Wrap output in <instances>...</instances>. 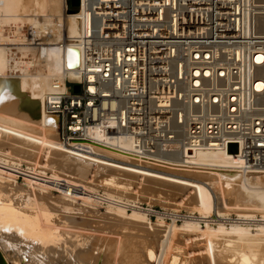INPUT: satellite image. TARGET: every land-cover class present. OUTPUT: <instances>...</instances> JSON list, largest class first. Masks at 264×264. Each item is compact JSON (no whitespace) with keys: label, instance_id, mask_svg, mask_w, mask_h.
<instances>
[{"label":"bare ground","instance_id":"bare-ground-1","mask_svg":"<svg viewBox=\"0 0 264 264\" xmlns=\"http://www.w3.org/2000/svg\"><path fill=\"white\" fill-rule=\"evenodd\" d=\"M78 19L67 0H0V160L6 162L0 168H7L0 173V255L5 264H264L263 227L228 230L206 223L203 231L192 223L168 227L125 213L145 201L197 211L209 220L216 197L220 216L264 217V171L241 170L230 149L200 151L183 169L182 154L153 163L125 157L119 149L129 143L98 130L92 133L100 142L92 154L62 144L47 98L65 73L66 49L59 43L80 36ZM31 31L45 42L44 49L32 46ZM71 48L76 51L68 61L73 79L80 57L77 47ZM20 165L50 173L69 187L62 186L56 197L49 186L20 185L11 173ZM96 200H105L100 204L108 205L107 213L91 206ZM143 210L149 217L155 213ZM172 216L177 224L190 217Z\"/></svg>","mask_w":264,"mask_h":264},{"label":"built area","instance_id":"built-area-1","mask_svg":"<svg viewBox=\"0 0 264 264\" xmlns=\"http://www.w3.org/2000/svg\"><path fill=\"white\" fill-rule=\"evenodd\" d=\"M76 11L81 34L59 43L65 73L46 107L63 145L92 154L98 130L144 163L182 154L189 169L200 151L230 149L241 170L264 171V0H80Z\"/></svg>","mask_w":264,"mask_h":264},{"label":"rangeland","instance_id":"rangeland-1","mask_svg":"<svg viewBox=\"0 0 264 264\" xmlns=\"http://www.w3.org/2000/svg\"><path fill=\"white\" fill-rule=\"evenodd\" d=\"M70 6L71 10H74L77 8L72 7L71 5V0H67ZM0 163L2 164H6V162L0 160ZM17 169L12 173V175L14 177L17 178V181L20 185H24L25 183H28L31 181V183L36 187L38 186H49V188H51V190L53 191L54 195L56 197L62 195V186L65 188H68L69 186L65 185V183L52 176V174L50 173H42L37 169H31L25 165H20L16 167ZM7 169V168H5ZM5 169L0 168V173L1 174H5L7 173V171ZM17 170H19L18 172H16ZM27 172L29 174H33L34 176L32 178L30 177H24L22 174L23 172ZM22 173V174H21ZM46 182V183H45ZM64 184V185H62ZM52 186V187H51ZM99 195L108 198V196L103 193V192H98ZM81 203H83V198H79L78 200ZM105 200H96L94 201L91 206L97 208L100 212L102 213H107L108 211V205L106 207H101L102 204H100L101 202H103ZM215 206L213 209L214 211L212 212L211 218L209 220H206L203 218V216L197 212V211H189L185 208H181L179 210L177 209H170L168 207H164L160 204H150L148 202L142 201V202H137V203H133L134 207H131L129 209H132L131 211H128V209L125 211V213L129 216L135 214L138 215L139 217L145 218L153 223H157V222H165V224H167L168 227L173 226L175 224V226L177 227H182L183 225H185L186 223H192L197 227H200L203 231H205L206 228V223H210L212 225V227L214 228H219V227H223L227 228L228 230H232L235 227H244V226H259V227H263L264 228V217L261 214H255L253 217L249 218H244L240 215H237L235 213H231L225 216H220L218 213V209L220 208V204L217 201L216 197H215ZM141 203H143V208L145 209H151L155 211V213H153L150 217L147 213V211L143 210V208L141 206H139ZM134 211V212H133ZM181 214L182 216H190L188 218H186L183 223H181V220H179V224L176 223V221H173L171 223V218H174V216L172 215H178ZM158 218V219H157ZM248 220V221H247ZM79 221V220H78ZM246 221V222H245ZM173 224V225H172ZM256 233V232H253Z\"/></svg>","mask_w":264,"mask_h":264},{"label":"water","instance_id":"water-1","mask_svg":"<svg viewBox=\"0 0 264 264\" xmlns=\"http://www.w3.org/2000/svg\"><path fill=\"white\" fill-rule=\"evenodd\" d=\"M71 5L74 8H78L79 5H80V0H71ZM70 12H76V9H74V10L70 9ZM79 91H80V87L76 86V92H79ZM0 264H5V262H4L3 258L1 257V255H0Z\"/></svg>","mask_w":264,"mask_h":264}]
</instances>
